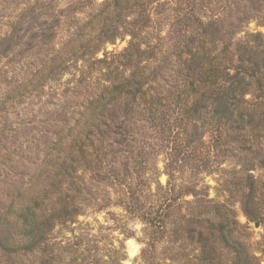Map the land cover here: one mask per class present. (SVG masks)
I'll use <instances>...</instances> for the list:
<instances>
[{
	"label": "trees",
	"instance_id": "16d2710c",
	"mask_svg": "<svg viewBox=\"0 0 264 264\" xmlns=\"http://www.w3.org/2000/svg\"><path fill=\"white\" fill-rule=\"evenodd\" d=\"M162 1L72 0L62 10L44 3L11 26L9 47L0 54L8 59L6 69L0 68V84L6 86L0 115L37 97L70 70L77 72L75 87L85 97L69 120L55 127L54 141L41 158L36 155L32 169L9 175L0 169V184L8 186L9 177L22 180L11 185L0 208V264H102L68 235L80 217L112 205L106 188L121 189L115 206L140 218L156 242L162 235L172 239L173 261L189 246L199 252L196 264H222L223 251L230 264L261 263L240 239L242 228L225 204L179 205L182 197L197 195L177 187L173 173L194 162L196 169L206 168L212 149L229 154L242 167L232 171L227 191L239 196L248 223H264V177L255 176L264 175V36L247 32L255 20L250 13L264 0H246L250 8L243 12L237 0ZM156 5L170 7L169 30L150 42L145 36L153 29ZM37 9L45 13L36 22ZM69 21L78 24L56 45L60 23ZM120 37H130L126 50L99 59ZM18 64L25 73L13 75ZM7 132L12 130H0ZM2 142L0 135V149ZM156 146L166 151L169 182L153 192L145 160ZM168 194L170 199L162 198ZM173 215L174 228L166 232ZM260 246L264 257V233Z\"/></svg>",
	"mask_w": 264,
	"mask_h": 264
},
{
	"label": "rangeland",
	"instance_id": "374dc122",
	"mask_svg": "<svg viewBox=\"0 0 264 264\" xmlns=\"http://www.w3.org/2000/svg\"><path fill=\"white\" fill-rule=\"evenodd\" d=\"M70 1L72 0H33L29 6L24 7L21 5L23 0H0V54L3 55L9 47L8 40L11 34H13L11 26L19 23L28 10L44 3H47V7L50 5L51 7L55 6L57 10H62ZM104 1L106 0H98L99 3H103ZM237 1V5L239 7L241 6L240 12L250 8L246 0H242L241 2L239 0ZM162 2L169 3V0H163ZM73 5H75V2ZM256 7L258 8L257 12L250 13V10L248 11L255 20L250 22L247 32L252 35L261 34L264 36V2ZM153 8V29L145 36L146 41L148 40L150 42H154L158 37H166L169 30L167 17L170 15V11L168 10L170 7H157L156 5ZM52 12L53 8L49 13ZM44 13L45 10L35 11L33 13V16L36 17L35 21H42V15ZM87 13L80 14L79 18L86 20ZM70 22L60 23L59 36L57 41H55L56 45L65 43L73 27L78 24ZM28 24L33 25L32 23ZM34 24V27H37L41 23ZM53 24L48 23L50 26ZM129 41L130 37H120L113 44L106 45L104 52L100 53L98 58H103L104 53H107L109 58L121 55L128 47ZM20 49H17L16 53ZM1 57L0 68L5 70L4 65H7L8 59L4 60ZM11 58L12 56L9 59ZM16 67L14 68L15 71L13 72L15 74L13 75L19 73L22 75L25 73L24 69L20 72V64ZM79 68H81L80 65ZM8 70H11V68H7ZM74 75L78 78L77 72L73 70L68 71L59 82L49 84L37 97L27 99L21 106L10 110L7 116L0 115V130H12L10 134L8 132L4 135L0 133L3 138L0 149V164L7 166L0 169L6 171L8 175L9 171L14 172L19 169L25 173L27 172V168L32 169V165L30 164L35 162L36 155L40 156V158L43 156V152L47 149L48 143L51 140L54 141V135L58 127L63 125V122L67 121V119L69 120L76 105L82 102L83 97H85V92L83 93V90L75 87L76 79ZM5 89L6 86L0 84V97H2ZM247 99H250V96ZM55 127L57 130H55ZM5 136L8 140H6ZM208 140V136L206 135L205 141ZM30 143L31 145H35L34 149L30 147ZM18 147H21L22 150ZM11 152H14L13 156H9ZM147 152H150V154H148L145 164L148 169V176L150 177L151 189L155 192L158 185L163 188H166L168 185L167 164L169 161L166 156V151L158 146ZM25 154L26 158L24 159ZM228 155L222 152H215L212 149L211 153H208V157L205 159V161H208L206 168L201 166L196 169L197 162H194V166H185L180 172L173 173V183L177 187L194 189L197 195L194 197L193 194H188L182 197L178 203H181L179 205H183L182 207L184 209L187 208V204L185 203L189 204L195 200H209L215 204H225L234 213L236 222L242 228L240 239L251 245L252 251L261 262L260 264H264V257L261 254L260 246L264 233V223L259 219L253 223H248L242 212L239 196H232L227 191L226 185L232 180V171L236 165L238 169L242 167V162H237L229 158ZM182 158L183 156L181 155L179 160ZM11 164L13 168L10 169L9 165ZM255 176L264 177L260 171L256 172ZM21 181V178H18L14 183L9 177L8 186L0 184V208L7 204V193H9L11 185L15 188ZM104 190L111 193L112 205L102 212L90 211L87 213V216L80 217L78 219L79 224L72 227L74 229L72 235H68V238H72L73 243L81 240L84 246L89 249L90 255L94 259H97V261H102V264H196L199 252L189 246H186L184 252L173 261L171 258L175 256V253L173 251L174 244L172 243V239L167 238V235L166 237L162 235L156 242L152 238L154 231L148 228L140 218L129 216L121 207L115 206V203L122 198L121 189L116 188L114 191L109 188L107 190L106 188ZM106 193L104 191L101 194L105 196ZM171 196V194H168L166 197L163 195L162 198L170 199ZM160 198L161 196L154 197L153 200L157 201ZM174 220H176L175 215L171 216L168 220L167 227L169 228L166 232L172 231L174 228ZM257 222H260L258 228L255 227ZM222 253L221 263L230 264L228 252L223 251Z\"/></svg>",
	"mask_w": 264,
	"mask_h": 264
},
{
	"label": "water",
	"instance_id": "95a60500",
	"mask_svg": "<svg viewBox=\"0 0 264 264\" xmlns=\"http://www.w3.org/2000/svg\"><path fill=\"white\" fill-rule=\"evenodd\" d=\"M259 225H260V222H257V223L255 224V227L258 228Z\"/></svg>",
	"mask_w": 264,
	"mask_h": 264
}]
</instances>
